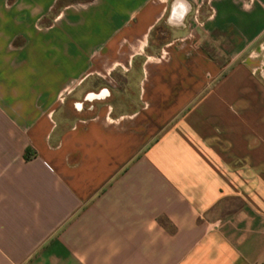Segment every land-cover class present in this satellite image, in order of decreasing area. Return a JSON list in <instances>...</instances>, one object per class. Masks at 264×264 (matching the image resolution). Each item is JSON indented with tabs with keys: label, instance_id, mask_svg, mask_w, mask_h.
Returning <instances> with one entry per match:
<instances>
[{
	"label": "crops",
	"instance_id": "0c3cea01",
	"mask_svg": "<svg viewBox=\"0 0 264 264\" xmlns=\"http://www.w3.org/2000/svg\"><path fill=\"white\" fill-rule=\"evenodd\" d=\"M59 1L0 0V264H264V0Z\"/></svg>",
	"mask_w": 264,
	"mask_h": 264
},
{
	"label": "rangeland",
	"instance_id": "374dc122",
	"mask_svg": "<svg viewBox=\"0 0 264 264\" xmlns=\"http://www.w3.org/2000/svg\"><path fill=\"white\" fill-rule=\"evenodd\" d=\"M70 1H74V0H61V1H59L58 3H57V5H56V7L54 8V12L55 11H57L58 10V8L59 7H61V5H63L64 3H68V2H70ZM166 27H164L163 25H161V27H159V31L160 32H164L163 34H165L166 33ZM155 32V31H154ZM155 34H156V32H155ZM161 40L160 41H164V40H162L163 39V37L162 38H160Z\"/></svg>",
	"mask_w": 264,
	"mask_h": 264
},
{
	"label": "trees",
	"instance_id": "16d2710c",
	"mask_svg": "<svg viewBox=\"0 0 264 264\" xmlns=\"http://www.w3.org/2000/svg\"><path fill=\"white\" fill-rule=\"evenodd\" d=\"M63 1V0H62ZM86 1H89V0H86ZM26 157H29V155L28 154H26Z\"/></svg>",
	"mask_w": 264,
	"mask_h": 264
},
{
	"label": "flooded vegetation",
	"instance_id": "af4514ba",
	"mask_svg": "<svg viewBox=\"0 0 264 264\" xmlns=\"http://www.w3.org/2000/svg\"><path fill=\"white\" fill-rule=\"evenodd\" d=\"M95 94H93V96H94ZM92 96V95H91Z\"/></svg>",
	"mask_w": 264,
	"mask_h": 264
}]
</instances>
